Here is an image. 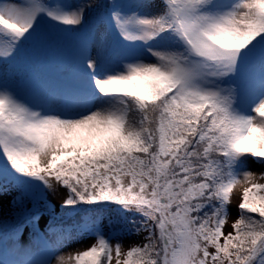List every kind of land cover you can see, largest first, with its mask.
<instances>
[{
    "label": "snow or ice",
    "instance_id": "1",
    "mask_svg": "<svg viewBox=\"0 0 264 264\" xmlns=\"http://www.w3.org/2000/svg\"><path fill=\"white\" fill-rule=\"evenodd\" d=\"M246 156L264 164V0H0V195L34 223L63 189L71 221L34 248L5 221L0 264H264Z\"/></svg>",
    "mask_w": 264,
    "mask_h": 264
},
{
    "label": "rangeland",
    "instance_id": "2",
    "mask_svg": "<svg viewBox=\"0 0 264 264\" xmlns=\"http://www.w3.org/2000/svg\"><path fill=\"white\" fill-rule=\"evenodd\" d=\"M159 2L160 0H156L157 4H159ZM244 159L246 161L247 168L251 170L252 172L257 173L258 175L261 172H264V164L258 163L255 158L251 156H246ZM242 187H243L242 185H237L233 190L234 194H233V198L231 200V204L229 207L230 215L224 227L225 233L232 231L231 224L233 223L234 220L237 219L238 212H237L236 206L240 202V194L242 192ZM17 195H19V192L16 189H13L12 191L6 194L0 195V221L3 220L2 218H5L13 213L11 201H12V198ZM63 196H64L63 189H60L58 194H52L51 192L48 193L47 200L49 203L53 205L52 210L54 211V213L61 210L60 205H61ZM25 204L27 206H30L32 202L31 200L26 199ZM50 219H51V215L48 214V212L40 213L39 219L36 221L37 223L36 226L38 227V229L42 231L41 236H43L45 239L49 241H54L55 234L48 231ZM33 231H31L29 228H25L22 232L17 234L18 242L21 246L34 248L37 245L39 237H37ZM104 231L105 233L108 232L107 227H105ZM141 239L142 237L135 236V235H131V236L125 235V236L120 237L121 243L125 251L127 250L130 244L138 243L141 241ZM92 243H93L92 238H87L77 243H70L67 246L61 247L57 254H64V255L73 254L76 251L86 249Z\"/></svg>",
    "mask_w": 264,
    "mask_h": 264
},
{
    "label": "trees",
    "instance_id": "3",
    "mask_svg": "<svg viewBox=\"0 0 264 264\" xmlns=\"http://www.w3.org/2000/svg\"><path fill=\"white\" fill-rule=\"evenodd\" d=\"M104 2H107V0H104ZM49 204L53 207V205L51 203H49ZM27 208L28 209H31L32 208V204L30 206H27ZM37 209H38L39 214L40 213H47L48 212V214L51 215L50 222H53L54 225H59L61 223H69V222H71L70 220H68L67 217H65V216H63L61 214V210L54 213V211L52 210V208L51 209L46 208L45 205L43 204V202H40L37 205ZM16 211H19V209H16ZM33 215H35V213ZM53 217L56 218L54 221H53ZM78 218L79 217H76V219H78ZM2 219L3 220L0 221V235L3 234V232H4L3 225H4V222L7 221L8 222V229H7V231H8V234L9 235L15 229H19L20 230L19 233H20L25 228H29L31 231L34 230L33 232L36 234L37 237H41L40 236L41 230L38 229V227L36 226V224H37L36 221L37 220H35V222L32 223V222H29V220L26 219L24 216L17 217V216H14L13 214H11V215H9V216H7L5 218H2Z\"/></svg>",
    "mask_w": 264,
    "mask_h": 264
}]
</instances>
